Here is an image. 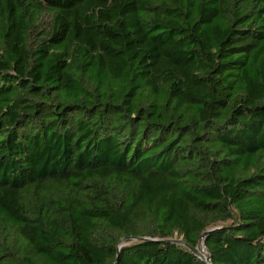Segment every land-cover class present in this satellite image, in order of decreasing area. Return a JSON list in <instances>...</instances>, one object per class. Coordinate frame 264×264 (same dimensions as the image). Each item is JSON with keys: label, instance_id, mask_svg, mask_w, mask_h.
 Here are the masks:
<instances>
[{"label": "trees", "instance_id": "1", "mask_svg": "<svg viewBox=\"0 0 264 264\" xmlns=\"http://www.w3.org/2000/svg\"><path fill=\"white\" fill-rule=\"evenodd\" d=\"M0 264H264V0H0Z\"/></svg>", "mask_w": 264, "mask_h": 264}, {"label": "built area", "instance_id": "2", "mask_svg": "<svg viewBox=\"0 0 264 264\" xmlns=\"http://www.w3.org/2000/svg\"><path fill=\"white\" fill-rule=\"evenodd\" d=\"M197 249L200 251V253H201L203 256L207 253L206 248H205V246H204V244H203L202 242L199 244V246H198ZM204 257H205V256H204Z\"/></svg>", "mask_w": 264, "mask_h": 264}, {"label": "water", "instance_id": "3", "mask_svg": "<svg viewBox=\"0 0 264 264\" xmlns=\"http://www.w3.org/2000/svg\"><path fill=\"white\" fill-rule=\"evenodd\" d=\"M176 242H180V243H182L180 240H176ZM193 251H195V253H196L198 256H200L201 258H204V256L200 253V251H199L197 248L193 249Z\"/></svg>", "mask_w": 264, "mask_h": 264}]
</instances>
